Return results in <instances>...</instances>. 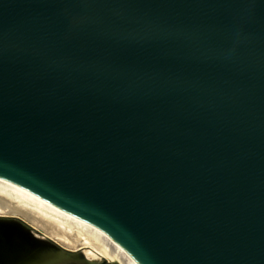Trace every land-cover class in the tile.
<instances>
[{
    "label": "water",
    "instance_id": "water-1",
    "mask_svg": "<svg viewBox=\"0 0 264 264\" xmlns=\"http://www.w3.org/2000/svg\"><path fill=\"white\" fill-rule=\"evenodd\" d=\"M0 183L131 264H264V0H0ZM0 264H108L0 215Z\"/></svg>",
    "mask_w": 264,
    "mask_h": 264
},
{
    "label": "bare ground",
    "instance_id": "bare-ground-1",
    "mask_svg": "<svg viewBox=\"0 0 264 264\" xmlns=\"http://www.w3.org/2000/svg\"><path fill=\"white\" fill-rule=\"evenodd\" d=\"M0 215H14L27 221L40 235L72 249L91 261L131 264L97 230L81 220L32 196L0 183Z\"/></svg>",
    "mask_w": 264,
    "mask_h": 264
}]
</instances>
